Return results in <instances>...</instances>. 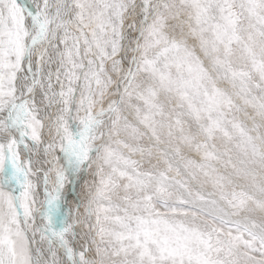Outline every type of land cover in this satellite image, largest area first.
Returning <instances> with one entry per match:
<instances>
[{
	"label": "snow or ice",
	"instance_id": "snow-or-ice-1",
	"mask_svg": "<svg viewBox=\"0 0 264 264\" xmlns=\"http://www.w3.org/2000/svg\"><path fill=\"white\" fill-rule=\"evenodd\" d=\"M0 264H264V0H0Z\"/></svg>",
	"mask_w": 264,
	"mask_h": 264
},
{
	"label": "bare ground",
	"instance_id": "bare-ground-1",
	"mask_svg": "<svg viewBox=\"0 0 264 264\" xmlns=\"http://www.w3.org/2000/svg\"><path fill=\"white\" fill-rule=\"evenodd\" d=\"M68 198L71 199L72 198V195H71V192L69 191V194H68Z\"/></svg>",
	"mask_w": 264,
	"mask_h": 264
}]
</instances>
